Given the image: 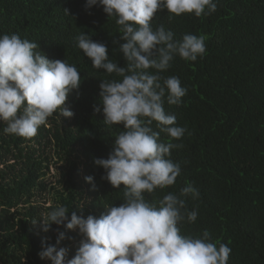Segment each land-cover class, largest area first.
Here are the masks:
<instances>
[{"label":"trees","instance_id":"trees-1","mask_svg":"<svg viewBox=\"0 0 264 264\" xmlns=\"http://www.w3.org/2000/svg\"><path fill=\"white\" fill-rule=\"evenodd\" d=\"M215 2L216 11L207 17L182 14L169 20L172 14L165 10L152 21L154 29L163 25L177 40L203 34L206 54L195 62L177 56L160 73L178 77L187 89L179 106L166 99L164 103L176 125L186 129L180 140L172 141L183 146L172 149L170 157L180 164L181 173L174 185L145 193V198L158 206L164 195H179L192 183L199 198H182L186 211L195 210L197 219L181 222V233L200 236L208 230L211 242L231 248L228 264H264V0ZM84 5L85 0H0V35L18 34L37 43L47 58L64 59L81 77L65 103L74 113L71 118L54 113L31 139L6 134V124L0 122V264H50L38 256L41 240L54 245L61 232L65 239L58 247L67 248L66 259H71L84 239L63 225L41 230V208L34 204L48 190L44 178L55 164L52 157L68 166L65 189L74 192L65 198L59 192V205L46 211L63 205L69 217L76 212L98 218L124 200V186L113 189L101 178L104 170L93 163L107 158L123 131L122 125L104 123L99 100L100 82L120 78L95 69L75 39L88 34L105 44L109 58L123 67L122 34L116 17H107L101 6ZM96 107L101 111L94 112ZM153 129L159 131L155 123ZM160 140L167 143L169 137L160 133ZM87 176L94 178L91 183Z\"/></svg>","mask_w":264,"mask_h":264},{"label":"clouds","instance_id":"clouds-1","mask_svg":"<svg viewBox=\"0 0 264 264\" xmlns=\"http://www.w3.org/2000/svg\"><path fill=\"white\" fill-rule=\"evenodd\" d=\"M101 6L107 17H116L120 26V52L126 65L118 66L109 58L107 46L93 41L84 32L75 37L77 47L97 70L120 79L99 84L104 123L122 125L107 158L93 163L104 170L101 177L113 189L123 185L124 200L119 206H108L97 218L84 217L63 205L49 211L40 226L48 232L51 225L78 230L84 237L75 255L66 259L68 249L58 247L65 239L58 234L56 243L41 240L40 259L51 264H228L231 248L211 242L210 233L193 236L181 233L179 225L193 223L197 212L186 211L182 197L199 198L192 183L179 195L169 192L158 206L148 202L145 193L174 185L181 173L173 162L171 150L183 145L180 140L186 129L176 125V117L164 109L179 106L187 89L178 77L164 78L160 73L171 67L175 57L195 62L206 54L203 34H185L175 39L163 25L152 26L154 17L167 10L172 16L194 14L207 17L217 9L215 0H85V9ZM68 14V11L65 10ZM39 45L18 34L0 35V122L6 134L31 139L48 118L58 113L71 118L74 113L65 106L68 95L81 84L79 71L63 60H50L38 50ZM99 107L94 112H100ZM159 129L155 131L153 124ZM160 133L169 137L160 140ZM92 176L85 177L91 183ZM82 208V207H81ZM184 210V211H182Z\"/></svg>","mask_w":264,"mask_h":264},{"label":"rangeland","instance_id":"rangeland-1","mask_svg":"<svg viewBox=\"0 0 264 264\" xmlns=\"http://www.w3.org/2000/svg\"><path fill=\"white\" fill-rule=\"evenodd\" d=\"M49 151L50 149L47 150V152ZM52 162L55 164L49 166V173L44 178L45 184L48 185V190L38 195L36 200L37 202L34 204V206L41 208L39 215L42 219L46 217L47 213L49 212L46 211V209L59 205V192L64 198L67 196L69 191L74 192V190L71 188L65 189V182L68 178L63 176V174H66L69 171L68 166H66L64 163H57L56 158L54 157H52ZM0 168H2V166ZM75 182L77 184L79 183L77 180H75ZM80 192L84 194L82 190H80ZM81 197L83 198L82 202H84L85 195H82Z\"/></svg>","mask_w":264,"mask_h":264}]
</instances>
